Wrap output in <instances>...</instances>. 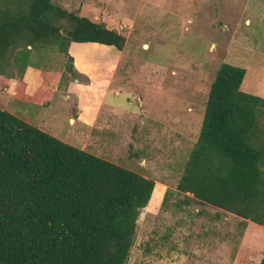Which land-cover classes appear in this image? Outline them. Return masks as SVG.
Wrapping results in <instances>:
<instances>
[{
	"label": "rangeland",
	"instance_id": "obj_1",
	"mask_svg": "<svg viewBox=\"0 0 264 264\" xmlns=\"http://www.w3.org/2000/svg\"><path fill=\"white\" fill-rule=\"evenodd\" d=\"M53 1L123 30L126 45L33 50L34 66L0 76V107L156 181L127 264H259L264 225L187 203L177 184L220 65L246 68L242 90L264 97V0ZM117 90L139 110L103 100Z\"/></svg>",
	"mask_w": 264,
	"mask_h": 264
},
{
	"label": "trees",
	"instance_id": "obj_2",
	"mask_svg": "<svg viewBox=\"0 0 264 264\" xmlns=\"http://www.w3.org/2000/svg\"><path fill=\"white\" fill-rule=\"evenodd\" d=\"M126 42L123 30L53 0H0V76L34 66L33 50L71 58L73 43ZM246 74L220 65L177 189L187 203L264 225V97L242 90ZM155 190L154 179L0 107V264H127Z\"/></svg>",
	"mask_w": 264,
	"mask_h": 264
},
{
	"label": "crops",
	"instance_id": "obj_3",
	"mask_svg": "<svg viewBox=\"0 0 264 264\" xmlns=\"http://www.w3.org/2000/svg\"><path fill=\"white\" fill-rule=\"evenodd\" d=\"M110 28H112V27H110ZM118 30L121 31V29H118ZM74 44H77V43H73L72 44V46H71V52H72V49H73L72 47H73ZM85 44H88V43H85ZM97 44H99V43H97ZM101 45H103V44H101ZM146 45L147 44H145V46ZM104 46H106V47H115V46H109V45H104ZM132 95H133L132 93H127V92H124L123 90H121V91L120 90L119 91L117 90L116 92H114V94H107L105 97H103V100L107 101L108 97H110L108 99V102H112V99H113L114 102L118 100L119 102L117 101L118 102L117 104L120 105V106H122L123 108H126L127 110H136V111H138L139 109H138L137 105L131 100ZM78 116L80 118H83V112L81 110H79V115ZM86 120L87 119H85L84 121H86ZM90 121H91V119L90 120H87L86 123L89 124ZM27 122H29V121H27ZM29 123H31V121Z\"/></svg>",
	"mask_w": 264,
	"mask_h": 264
}]
</instances>
